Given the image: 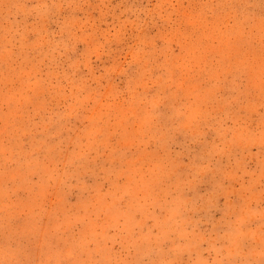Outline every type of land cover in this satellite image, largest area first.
<instances>
[{"label":"rangeland","instance_id":"1","mask_svg":"<svg viewBox=\"0 0 264 264\" xmlns=\"http://www.w3.org/2000/svg\"><path fill=\"white\" fill-rule=\"evenodd\" d=\"M0 264H264V0H0Z\"/></svg>","mask_w":264,"mask_h":264}]
</instances>
